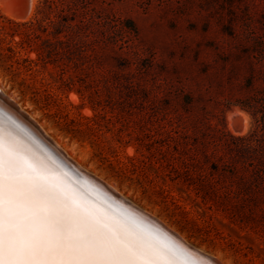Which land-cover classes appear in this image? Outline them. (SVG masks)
Returning <instances> with one entry per match:
<instances>
[{
  "label": "rangeland",
  "instance_id": "rangeland-1",
  "mask_svg": "<svg viewBox=\"0 0 264 264\" xmlns=\"http://www.w3.org/2000/svg\"><path fill=\"white\" fill-rule=\"evenodd\" d=\"M38 1L20 20L2 7L16 11L19 1L0 0V15L28 21ZM93 7L103 23L82 61L49 63L20 48L9 59L0 44L1 89L89 173L193 247L224 264H264V196L246 189L249 174L244 189L225 180L215 190L241 193L239 205L203 201L195 191L197 179L217 180L213 165L238 166L236 138L262 132L264 0Z\"/></svg>",
  "mask_w": 264,
  "mask_h": 264
},
{
  "label": "bare ground",
  "instance_id": "bare-ground-1",
  "mask_svg": "<svg viewBox=\"0 0 264 264\" xmlns=\"http://www.w3.org/2000/svg\"><path fill=\"white\" fill-rule=\"evenodd\" d=\"M18 1L16 11L2 7L25 20L35 0ZM19 111L0 87V192L6 213L33 236L98 250L120 264H224L89 173Z\"/></svg>",
  "mask_w": 264,
  "mask_h": 264
},
{
  "label": "trees",
  "instance_id": "trees-1",
  "mask_svg": "<svg viewBox=\"0 0 264 264\" xmlns=\"http://www.w3.org/2000/svg\"><path fill=\"white\" fill-rule=\"evenodd\" d=\"M96 1L39 0L34 16L23 22L9 20L0 15V44L6 42L5 44L8 45L6 50L11 53V56L5 55L6 58L10 59L18 52L14 51V48H20L26 51V55L33 52L36 60L43 57L49 63L55 62L58 58H65L68 62L82 61L88 57L87 53L92 49L91 45L96 40V33L103 23L102 17L93 7ZM15 38H18V41H15ZM3 57L0 54V59ZM23 60L35 64L34 60H29L27 57ZM261 125L262 132L254 131L256 134L254 139L248 140L249 137L244 136L236 138L239 144L231 150L237 158L235 162L239 163L238 166L235 163L231 165L227 163L222 164V168L219 169L217 163L212 167L217 173V180L197 179L198 183L195 186L197 197L213 204L231 203L232 205V201L235 203L242 201L243 195L239 192L232 193L228 190L220 196L215 190L222 185L221 183L224 184L225 180H228L229 184L231 182L236 184L237 188L244 189L246 182L243 176L246 172L250 176L249 182L254 183L252 187L246 189L253 188L256 194L264 196V120ZM247 158H252L248 164L249 171L244 166ZM227 184L223 185L225 190Z\"/></svg>",
  "mask_w": 264,
  "mask_h": 264
},
{
  "label": "snow or ice",
  "instance_id": "snow-or-ice-1",
  "mask_svg": "<svg viewBox=\"0 0 264 264\" xmlns=\"http://www.w3.org/2000/svg\"><path fill=\"white\" fill-rule=\"evenodd\" d=\"M0 264H120L98 250L67 246L33 236L28 225L6 213L0 192Z\"/></svg>",
  "mask_w": 264,
  "mask_h": 264
}]
</instances>
